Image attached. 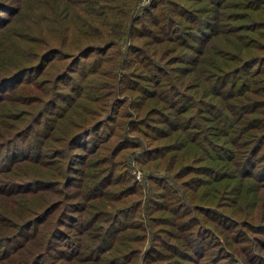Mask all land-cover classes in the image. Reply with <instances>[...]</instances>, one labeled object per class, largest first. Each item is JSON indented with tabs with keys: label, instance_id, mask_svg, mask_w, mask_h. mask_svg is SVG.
Returning a JSON list of instances; mask_svg holds the SVG:
<instances>
[{
	"label": "trees",
	"instance_id": "obj_1",
	"mask_svg": "<svg viewBox=\"0 0 264 264\" xmlns=\"http://www.w3.org/2000/svg\"><path fill=\"white\" fill-rule=\"evenodd\" d=\"M134 1L13 0L16 4L9 10L5 5L8 3L0 0V11L18 15L11 25L0 20V161L9 163L0 165V173H4L0 177V246L4 247L0 264H40L50 239V230L40 226L56 225L45 221L59 204L52 193L62 172L67 174L74 161V154L67 152L68 144L88 135L87 130L76 131L85 128L86 118L92 119L109 104L107 93L98 94L99 98L84 94L102 89L99 79L82 85L81 74L77 79L67 78L74 85H60L61 78L55 81L54 72L44 70L46 63L65 47L62 29L92 32L86 45L78 48L84 55L93 51L105 55L108 49H114L117 39L133 37L132 32L147 36L149 31L150 40L143 42L157 45L151 53L148 48L139 49L138 72H129L126 77L125 70L121 71L126 74L117 79L122 81L126 96L119 106H124L116 121L113 115L108 119L114 121V126L106 133L109 137L119 136L124 146L141 147L144 153L155 149L145 156L158 159L153 167L157 170L164 162L163 177L178 183L182 190L171 197L174 201H170V208L155 202L145 212L146 223L136 226L162 222L154 221L158 215L151 219L152 209H169L174 215L170 225L178 228L193 224L189 217L183 219L190 210L211 221L213 227L225 226L223 230L231 224L252 226L257 218L252 208L259 203L260 223L253 226H264V0H152L136 14ZM27 24L38 30L28 33ZM147 24L153 29L149 30ZM165 42L169 43L167 53ZM120 61L119 57L114 67L101 75L107 73L114 79ZM30 74L22 85L5 92L16 78ZM60 86L80 91L88 100L85 105H77L86 118L81 117L80 122L70 119L63 124L64 131L51 124L64 119L63 111L52 112L54 100L62 99L57 96ZM73 101L67 95L63 107L71 109ZM129 105L130 110H126L124 107ZM52 115L55 117L47 118ZM42 117L50 121L52 132L48 128L43 133ZM73 126L75 129L69 133L68 127ZM136 134L141 138L143 135L147 143ZM97 148L101 151L86 163L91 170L82 173V178L95 179L93 174L98 171L93 169L94 161L109 157L108 149L100 145ZM176 172L188 174V182L197 181L196 187H202L200 192L191 194L190 184L177 180ZM46 193L49 196L44 198ZM71 193L67 192L68 199L76 197ZM152 194L150 191L145 202ZM157 197L170 199L166 193ZM74 211H85L76 226L94 223H90L91 213L86 206ZM112 212L101 217L103 226H109ZM176 217L181 218L175 221ZM150 232L159 240L158 229ZM182 234L172 231L170 236L177 238L174 252L184 254L186 249L194 250L195 242L190 235ZM102 247L98 246V251L107 248ZM128 253L122 250L117 255L123 258Z\"/></svg>",
	"mask_w": 264,
	"mask_h": 264
},
{
	"label": "rangeland",
	"instance_id": "obj_2",
	"mask_svg": "<svg viewBox=\"0 0 264 264\" xmlns=\"http://www.w3.org/2000/svg\"><path fill=\"white\" fill-rule=\"evenodd\" d=\"M2 1L8 3L5 5H8L9 10H12L11 5L14 6L16 4V2L13 3V0L9 2L7 0ZM151 1L152 0H135L134 5L132 4L135 14L141 10L142 7H147ZM17 18L18 15H12L7 11H0V20H2V23L8 21L7 25H11L16 23ZM147 26L151 28L149 30L153 29L152 25L147 24ZM26 27L28 33L38 30V27H33L28 24ZM150 32L153 33V31ZM87 33L88 31L84 32L82 30L80 31V29H62V42L65 47H63L60 55L52 57L49 61L47 60L48 62L46 61L47 63L44 70L52 73L54 72L55 81L61 78L59 81L60 85H68V82H70V80L67 79L68 77L77 79L81 74L84 76L81 81L82 85H89L92 80L99 79L102 89H98L94 92L86 91L84 94L91 98V95L99 98L100 94L104 95L107 93L106 100L109 104L102 109L105 111H100L98 115L93 116L92 119H88L77 108L78 104L85 105V102L88 100L82 98L80 91L74 92L67 87L60 86L61 92H59L57 96L62 99L54 100L52 112L58 113L63 111L64 119H60L55 123L52 121L51 124L64 131L65 128L63 124H67L70 119L80 122L81 117L84 116V118H86L85 123L87 124L83 125L85 127L84 129L76 132L87 130L89 134L85 136L82 135L78 140H72L71 143L68 144L67 152L69 155L74 154V161L71 163L72 169L70 168L67 174L62 172L58 184L55 187L56 191L52 193V197L54 196V200L59 202V204L49 213L45 221L48 222V224L54 223L55 225L56 223V225L40 226V228L46 229L47 232L50 230L48 233V235L50 234V239L49 241L47 240V248L45 249L43 258L39 259L40 264H264V226H253L260 223L257 218L260 215L259 212L262 211L259 207L261 203H259L255 209L252 208V214L257 215V218L252 222V226H241L240 224L234 226L231 224L223 230L225 226L213 227L211 221L204 219L198 212L190 210L183 219L189 217L190 220L192 219L193 224L178 228L170 225L174 215L169 209H152L153 216L151 219L154 220V217L158 215L157 220L154 221L162 222H156L154 226H136L140 225V222H142V224L146 223L145 212L151 210L149 207L155 205V202H161L166 204L167 208H170L169 204L174 201L171 197L173 195H180V191L182 190L181 187L178 186V183L163 177L166 174L164 173L166 171L162 169L165 168L164 162L161 163V166H159L157 170L153 167L158 159H150L145 156V154H150L155 149H148L144 153L141 147L133 148L124 146V143L119 141V136L109 137L108 133H106L110 127L114 126L112 124L118 119L124 106V103L123 106L119 105L120 100L123 102L126 96V90L121 86L122 81L118 79L124 78L126 73L127 77L129 72H138L136 70L138 68V52L148 48V53H151L152 50H156L154 47L157 45H145V42H143L145 39L150 40L149 31L147 32V36H139L142 33L137 34L132 32L134 34L133 37H121L117 39V44L114 46V49H108L105 55H99V53L95 51L84 55L80 52L81 49L79 50L78 48L85 46V43L91 37L92 32L90 31L88 34ZM154 33H158V30H155ZM165 43V53H167L169 50L167 48L169 43ZM98 46H102V44ZM114 53H116V55H114ZM106 56H109L108 61H104ZM119 57L121 61L117 67L115 78H109L107 73L105 76L101 75L114 67ZM125 62H128L127 65H125ZM72 69H74L73 72L71 71ZM123 70H125L126 73H121ZM67 73L68 75L64 78V74ZM133 76H131V78H134ZM30 77L31 74L16 78L7 86L5 92H11L13 88L19 87ZM131 78H128V80L131 81ZM114 81H116L115 84L112 83ZM117 82L120 84L118 83L119 85L116 87ZM77 86V84L74 86V90ZM90 86L93 89L96 87V85ZM67 95L74 98V101L70 103L71 109L68 108V105L63 107ZM45 101V105L48 107V99ZM87 106L93 107L94 105L92 103H87ZM129 107L130 105L124 108L130 110ZM112 115L114 116L112 117L114 121L109 122L108 119H110ZM53 117H55V115L47 118ZM41 120L44 121L45 125L42 127L43 133L51 130V126H48L50 125V121L43 119V117ZM74 129V126L68 127L69 133ZM136 135L142 142L145 141V144L147 143L143 135L141 136L144 139L139 137L138 134ZM59 144L62 148L63 139ZM99 145L108 149L106 153L110 154L109 157L104 156L94 161L93 169L98 171L96 174H93L96 177L95 179L89 180L85 177L82 178V173L91 170L86 166V163L97 156L98 152L101 151L99 148L95 150ZM55 146L57 145L54 143L53 148H55ZM92 150L94 153H92ZM31 151L34 152L35 150ZM52 154L54 153L52 152L50 155ZM45 156L49 155L46 154ZM8 164L6 160L0 161V165H4V167ZM166 168L168 167L166 166ZM172 172L175 174L174 171ZM176 175L179 176L176 178L177 180L190 184V187H188L190 189L188 190H190L191 194L197 195L198 192H200V188L202 187H196L198 183L195 180H193L194 182H188V174L176 172ZM2 176H4V173H0V177ZM253 181V184H257V181ZM162 186L163 188H161ZM85 187H88L86 192H84ZM184 188L183 190H185ZM68 191H72L71 194H75L76 197L68 199ZM150 191H152L153 194L149 196L147 202H145L144 199ZM260 192L262 195L263 191ZM164 193H166V196H169V200H167L166 197H157ZM48 196L49 193H46L44 198ZM262 200L264 201V199ZM170 201L172 202L170 203ZM144 203L147 204V208ZM83 206H86V210H89L91 213L90 223H94L88 226H76L79 219L83 218L85 211L77 212L74 210L77 208L83 209ZM262 208L264 209V206ZM111 211H113L114 214L112 212L113 216L111 215L109 226H103L104 223L100 221L101 217H104L106 212ZM218 211H220V209ZM215 215L218 217L220 216L217 212ZM175 216H177L176 213ZM141 218L143 220H141ZM179 218L181 217H176L175 221H179ZM165 222L168 224H165ZM212 222L215 223V221ZM100 224H102V226H100ZM154 229H158L160 235L157 241L151 237L150 231ZM211 230H214L215 233ZM172 231L181 235H183L182 233L190 235L192 237V243L193 240L195 242V247H193L194 250L186 249L184 250V254L179 251H177V253L174 252V247L177 246V238L170 236ZM224 233L227 237L224 236ZM7 245L11 244L8 243ZM98 246H103L101 249L107 248L100 252L97 249ZM3 249L4 247L0 246V251ZM38 249H33L34 253L39 251ZM116 250L119 252L128 250V256L121 258V255H117L118 251L116 252ZM75 252L77 254H74ZM226 254H231V257L224 256ZM95 255H99V257L96 258ZM100 257L105 258L100 259ZM221 257H225L226 259ZM107 261H109V263Z\"/></svg>",
	"mask_w": 264,
	"mask_h": 264
}]
</instances>
